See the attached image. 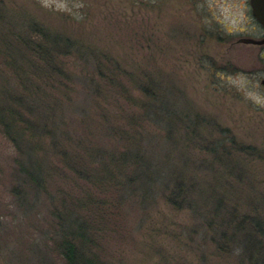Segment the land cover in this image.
Listing matches in <instances>:
<instances>
[{"label":"trees","instance_id":"trees-1","mask_svg":"<svg viewBox=\"0 0 264 264\" xmlns=\"http://www.w3.org/2000/svg\"><path fill=\"white\" fill-rule=\"evenodd\" d=\"M81 48L0 2V130L18 178L10 191L23 214L45 208L40 234L57 264H110L100 239L108 223L129 224L130 210L146 215L159 199L190 213L181 231L197 255L192 264H264V191L243 162L257 148L216 122L207 138L210 120L173 102L150 74L117 62L103 70L97 56L92 73L67 69L73 54L90 62ZM109 99L127 107L104 113ZM69 108L81 117L61 114ZM192 143L206 152L193 163ZM170 264L190 263L179 256Z\"/></svg>","mask_w":264,"mask_h":264},{"label":"rangeland","instance_id":"rangeland-1","mask_svg":"<svg viewBox=\"0 0 264 264\" xmlns=\"http://www.w3.org/2000/svg\"><path fill=\"white\" fill-rule=\"evenodd\" d=\"M0 2L21 17L69 35L85 54L92 55L88 63L70 55L67 69L92 73L97 56L107 62L103 70L117 62L124 70L150 74L169 90L173 102L186 105L192 115L199 113L210 120L209 130L214 132L207 138L217 134L216 122L228 127L239 142L254 145L259 155L243 162L264 191V46L237 41L241 36L259 37L264 28L242 19L244 9H199L190 0ZM208 13L217 19L202 23L210 17ZM126 84L134 87L132 80ZM74 85L78 88L79 83ZM68 86L74 90L70 81ZM101 105L104 113L127 107L124 100L115 99ZM78 112L83 111L69 108L61 114L78 120ZM185 152L192 156V163L206 153L194 143ZM13 154L14 147L0 130V264H57L58 256L48 252L40 234L47 225L44 218L49 219L45 208H36L28 215L14 206L10 189L18 178L13 174ZM56 182L54 177L52 183ZM147 212L144 215L132 209L129 224L125 220L119 225L108 223L100 239L110 264H170L179 256L187 263L197 262V255L185 250L186 238L181 231L190 221V213L172 210L162 199ZM209 258L223 261L218 255ZM229 262L233 264V259Z\"/></svg>","mask_w":264,"mask_h":264},{"label":"flooded vegetation","instance_id":"flooded-vegetation-1","mask_svg":"<svg viewBox=\"0 0 264 264\" xmlns=\"http://www.w3.org/2000/svg\"><path fill=\"white\" fill-rule=\"evenodd\" d=\"M190 2L194 8H203L206 10L215 8L217 6L231 9H244L245 12L243 14L244 17L242 19L246 20L247 23L261 25V23L256 19V17L252 13V9L255 6L252 0H190ZM210 14L212 15V13ZM211 15L210 17L206 16L205 20H203L202 23H209V20L217 19L216 17H212ZM262 36H264V32L261 33L259 37Z\"/></svg>","mask_w":264,"mask_h":264},{"label":"water","instance_id":"water-1","mask_svg":"<svg viewBox=\"0 0 264 264\" xmlns=\"http://www.w3.org/2000/svg\"><path fill=\"white\" fill-rule=\"evenodd\" d=\"M255 5L252 9L253 15L261 23V26L264 28V0H252ZM239 42L243 43H253V44H262L264 45V36L262 37H252V36H241L238 38ZM264 82V78L261 80Z\"/></svg>","mask_w":264,"mask_h":264}]
</instances>
